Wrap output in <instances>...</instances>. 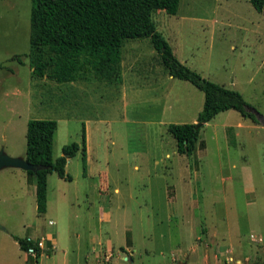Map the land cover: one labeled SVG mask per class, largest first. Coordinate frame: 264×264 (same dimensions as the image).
<instances>
[{
  "label": "rangeland",
  "instance_id": "rangeland-1",
  "mask_svg": "<svg viewBox=\"0 0 264 264\" xmlns=\"http://www.w3.org/2000/svg\"><path fill=\"white\" fill-rule=\"evenodd\" d=\"M31 7L0 0V150L24 158L28 121L54 120L56 159L84 124L87 173L78 152L71 180L49 174L38 217L34 178L0 171V264H264V127L221 112L195 154L179 155L167 126L197 124L203 94L169 77L150 39L124 42L111 83L59 84L33 75ZM153 21L180 63L264 115V13L248 0H180Z\"/></svg>",
  "mask_w": 264,
  "mask_h": 264
},
{
  "label": "trees",
  "instance_id": "trees-1",
  "mask_svg": "<svg viewBox=\"0 0 264 264\" xmlns=\"http://www.w3.org/2000/svg\"><path fill=\"white\" fill-rule=\"evenodd\" d=\"M259 13H264V0H248ZM180 0H31L29 43L33 55V75L59 83L84 80L86 75L113 82L118 78L121 49L128 39H150L167 74L190 83L203 93V107L197 124H170L167 133L175 140L179 155L191 157L197 149L201 128L219 113L233 110L243 119L257 123L248 111L240 93L217 85L179 62L171 47L156 30L153 14L164 11L174 16ZM43 49L49 57L40 53ZM49 73L47 74V71ZM57 129L54 120H29L26 128L24 159L39 169L27 174L34 178L38 217L47 210V176L71 180L66 174L67 161L81 153L83 175L87 173L85 125L80 143L62 147V155L53 159V138ZM22 252L40 249L33 240L13 237ZM264 251V245H263Z\"/></svg>",
  "mask_w": 264,
  "mask_h": 264
},
{
  "label": "water",
  "instance_id": "water-1",
  "mask_svg": "<svg viewBox=\"0 0 264 264\" xmlns=\"http://www.w3.org/2000/svg\"><path fill=\"white\" fill-rule=\"evenodd\" d=\"M249 112L253 113L257 121L264 127V115L258 114L252 109H249ZM7 168L20 169L25 172L31 171L33 173H35L39 169L38 167H35L29 164L24 158L8 156L1 149L0 150V171L3 169H7Z\"/></svg>",
  "mask_w": 264,
  "mask_h": 264
},
{
  "label": "crops",
  "instance_id": "crops-1",
  "mask_svg": "<svg viewBox=\"0 0 264 264\" xmlns=\"http://www.w3.org/2000/svg\"><path fill=\"white\" fill-rule=\"evenodd\" d=\"M186 64V63H185ZM170 77V76H169ZM202 93V92H201ZM203 94V93H202ZM201 107H200V111L202 110V107H203V101H204V96H203V98L201 97ZM264 114V113H263ZM102 217L103 218H105L106 220H108L109 219V213L108 212H103L102 213ZM51 223V221H49V224ZM29 239V238H28ZM31 239V238H30ZM52 240V239H51ZM52 242H53V240H52ZM55 246V245H54ZM129 249H131V248H128V247H126V250H129ZM121 250H123V247H121ZM131 252H129V254H130ZM110 258H112V256H110V254L109 255H107V256H105V260H109ZM127 258H125V257H123V260H126ZM129 260H130V258H129ZM131 264V263H130Z\"/></svg>",
  "mask_w": 264,
  "mask_h": 264
},
{
  "label": "built area",
  "instance_id": "built-area-1",
  "mask_svg": "<svg viewBox=\"0 0 264 264\" xmlns=\"http://www.w3.org/2000/svg\"><path fill=\"white\" fill-rule=\"evenodd\" d=\"M29 240H31V239H29ZM37 246L40 248L39 245H37ZM40 249H42V248H40ZM26 253H28L30 256H34V254H36L35 251H34V249H29Z\"/></svg>",
  "mask_w": 264,
  "mask_h": 264
}]
</instances>
